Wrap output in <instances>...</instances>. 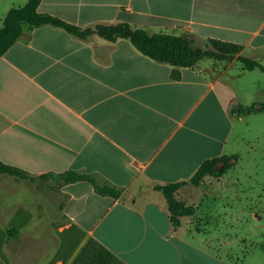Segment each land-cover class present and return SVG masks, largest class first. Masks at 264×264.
<instances>
[{"label":"crops","instance_id":"crops-1","mask_svg":"<svg viewBox=\"0 0 264 264\" xmlns=\"http://www.w3.org/2000/svg\"><path fill=\"white\" fill-rule=\"evenodd\" d=\"M15 7L21 5L10 4L4 19ZM39 12L83 27L127 22L156 33H189L200 46L208 39L231 42L264 64V0H42ZM251 17L256 26L247 22ZM232 65L181 68V79L173 80L171 65L128 39L83 40L49 25L25 29L0 57V160L41 180L33 185L0 173V218L9 221L0 224V264H79L74 261L90 241L122 264L232 263L189 235L186 217L174 227L165 197L154 189L190 180L220 142L208 124L223 117L229 125L231 108L244 105L219 92ZM69 170L101 177L123 195L114 199L87 182L43 178ZM15 225L20 231L11 237ZM74 240L79 244L69 262L54 263ZM50 246L57 247L51 259L44 256Z\"/></svg>","mask_w":264,"mask_h":264},{"label":"rangeland","instance_id":"rangeland-1","mask_svg":"<svg viewBox=\"0 0 264 264\" xmlns=\"http://www.w3.org/2000/svg\"><path fill=\"white\" fill-rule=\"evenodd\" d=\"M22 1L0 0V26L3 25L4 12L10 4L22 6ZM157 7L158 5H153L150 10ZM175 9L178 10L179 7ZM158 10L160 13L164 12L162 8ZM247 22L251 26L259 23L254 17ZM155 32L161 31L157 29ZM201 46L207 47L205 44ZM240 53H243V49ZM213 61L205 59L202 61L204 64L200 62L198 65H211ZM226 63L227 66L230 63L233 65L222 80L223 86L219 88L221 96L226 98L232 93L237 101L249 106L254 102H264V73L260 69H245L243 63L237 59L228 60ZM243 68L245 70L242 71ZM239 108L240 105L231 108V113L228 114L229 125L223 117L218 124L205 122V127L208 124L211 129L207 132L218 134L220 139L205 158L237 154L236 165L221 178L207 176L199 187L186 184L179 191L178 198L187 205L197 207L195 215L186 217L185 220L184 229L189 235L202 240L209 249L230 260L232 263L229 264H264V113L241 115ZM228 126L230 131L227 134ZM26 180L33 184L41 179L30 175ZM32 193L34 192L29 190V194ZM31 197L34 199L33 195ZM8 222L0 218L1 226ZM37 222V219L33 220L32 225ZM92 247L95 248V245ZM48 250L49 254L47 252L44 256L51 259L56 254L57 247L50 246ZM12 253L17 258L20 254L19 251ZM0 254L3 255V249ZM26 254L32 259L39 257L36 252H24ZM82 254L83 250L74 263L83 261L85 255L82 259ZM70 256L60 261L68 263Z\"/></svg>","mask_w":264,"mask_h":264},{"label":"trees","instance_id":"trees-1","mask_svg":"<svg viewBox=\"0 0 264 264\" xmlns=\"http://www.w3.org/2000/svg\"><path fill=\"white\" fill-rule=\"evenodd\" d=\"M42 0H29L25 6L12 8L4 19L0 28V57L3 56L24 34L25 27L54 26L63 28L69 34L83 40H88L93 36H100L111 43L118 39H128L144 55L173 67L171 77L173 80L181 79V68L196 67L205 59L214 61H231L234 59L243 63L244 67L253 71L260 69L264 73V64L260 61L242 55V47L238 44L217 39L206 40V48L197 45L192 34L180 35L156 33L150 29L138 27L127 22L99 23L94 26H79L69 23L50 13L39 12ZM239 113L249 115L252 113H264V102H256L250 106L240 105ZM238 161L237 154H226L205 160L195 175L188 181L169 183L165 185H155L154 189L162 193L167 201L170 212V219L174 227L182 225V218L192 217L197 212V207L187 205L186 202L178 198V193L183 186L191 184L199 187L207 176L221 178L233 168ZM0 173L28 178L30 175L24 170L5 164L0 160ZM55 177L65 184L76 182L90 183L95 191L101 196L114 199L123 195V189L112 185L107 180L93 174L81 173L69 170L64 173H48L43 178ZM25 223H21L24 225ZM20 225V226H21ZM20 226L15 225L9 234L15 236L20 231ZM69 232V231H68ZM71 238V237H69ZM4 232L0 229V250L4 245ZM75 240H78L77 238ZM73 242L72 246L61 249L54 259L69 258L77 249L78 242ZM75 244V245H74ZM95 245V248L92 247ZM89 252V254H88ZM88 254V255H87ZM85 255V258L82 257ZM83 261L79 264H122L121 260L108 248L99 245L94 241L88 242L81 256Z\"/></svg>","mask_w":264,"mask_h":264}]
</instances>
